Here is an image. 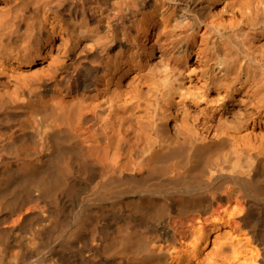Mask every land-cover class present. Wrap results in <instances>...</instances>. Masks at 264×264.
<instances>
[{
	"label": "bare ground",
	"instance_id": "obj_1",
	"mask_svg": "<svg viewBox=\"0 0 264 264\" xmlns=\"http://www.w3.org/2000/svg\"><path fill=\"white\" fill-rule=\"evenodd\" d=\"M0 264H264V0H0Z\"/></svg>",
	"mask_w": 264,
	"mask_h": 264
}]
</instances>
